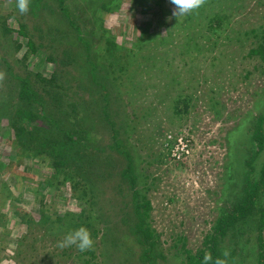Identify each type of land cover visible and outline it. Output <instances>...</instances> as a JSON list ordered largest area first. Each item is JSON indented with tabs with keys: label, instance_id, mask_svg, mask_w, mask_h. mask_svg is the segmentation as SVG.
Masks as SVG:
<instances>
[{
	"label": "rangeland",
	"instance_id": "obj_1",
	"mask_svg": "<svg viewBox=\"0 0 264 264\" xmlns=\"http://www.w3.org/2000/svg\"><path fill=\"white\" fill-rule=\"evenodd\" d=\"M16 1L0 0V83L42 70L50 56L44 48L32 54L28 36L18 34L21 23L28 24V35L41 44L31 31L36 18L29 11L21 14ZM65 1L109 86L113 77L126 84L123 106L117 108L123 121L119 137L151 180V226L161 235L158 247L164 253L155 263L184 264L187 251L203 248L236 194L229 178L240 185L244 160L257 152L249 139L254 117L264 114V48H259L264 47V0H203L180 17L173 15L170 0ZM47 7L63 14L54 3ZM4 22L12 35L6 34ZM4 62L9 76L3 74ZM54 65L50 62L48 69ZM77 72H83L81 66ZM66 76L62 79L68 83ZM42 94L49 98L43 89ZM2 114L0 264H83L79 255L89 259L93 248L100 257L84 264H128L127 256L104 249L93 233L92 222L85 220L93 204L79 200L78 185L52 167V157L18 145ZM105 131L103 145L111 142L109 127ZM254 159L261 171L264 149ZM73 215L80 217L78 227L91 229L92 249L59 247L64 235L78 228L73 219L66 225ZM249 227L241 241L249 239L255 252L257 223L250 221ZM237 240L231 231L221 241L238 249ZM226 252L234 264L236 254ZM254 252L244 247L237 256L246 255L248 263Z\"/></svg>",
	"mask_w": 264,
	"mask_h": 264
},
{
	"label": "trees",
	"instance_id": "obj_2",
	"mask_svg": "<svg viewBox=\"0 0 264 264\" xmlns=\"http://www.w3.org/2000/svg\"><path fill=\"white\" fill-rule=\"evenodd\" d=\"M51 3L56 4L63 14L59 15L47 7ZM48 9L51 11L48 12ZM29 13L37 20L38 27L32 25L34 28L31 31L39 34L41 44L28 35V24L21 23V29L17 32L28 36L27 46L32 54L44 48L50 56L45 64L47 66H43L42 70L35 73L29 71L25 76H10L9 83L2 79L0 112L2 114L3 111L5 125L25 151L35 150L46 154L49 159L52 157V167L64 172L65 180H73L78 185L74 189L80 195L79 200L86 198V202L93 204L86 210L88 215L85 220L92 222L93 233L101 238L104 249L127 256L128 264L133 261H137V264H159L155 263V257L158 260L164 258V253L158 247L161 235L151 226V180L139 169L137 159H133L127 144L119 137L123 121L118 118L121 112L117 108L124 103L122 90L125 82H115L117 79L113 77L110 79L114 85L109 86L102 70L92 59L93 53H97L91 49V43L83 38L82 25L73 16L65 0H30ZM3 25L6 34L12 35L13 29L5 22ZM77 41L80 43L78 46ZM81 58L83 64L80 63ZM50 62L55 63L51 70L48 69ZM5 65L3 74L7 76L9 63ZM78 65L82 67L83 74L77 72ZM63 74L70 78L68 83L62 79ZM42 89L49 98L42 94ZM79 89H83L85 94ZM77 117L79 120L76 123L74 118ZM72 120L73 123L70 122ZM253 123L249 140L257 152L250 153L244 160L243 181L239 185L237 180L229 178L232 193L236 194L232 196L230 205L223 209L214 233L205 237L203 248L196 253L187 251L184 264H204L206 252L211 253L213 258L209 264H214L218 257L225 264H233L229 260L234 256H225L226 250L236 254L234 264H264V162L260 163L261 171L254 167L259 160L254 158L260 156L264 149V114L255 116ZM107 127L111 142L103 145L105 140L102 138L104 134L107 135ZM92 134L95 138L93 141ZM257 172L259 176L255 179ZM78 216L73 215L66 225L71 224L73 219V224L78 227ZM250 221L257 223L255 252L249 239L241 241L249 233ZM100 223L106 225H103L104 233L99 227ZM231 231L238 239L237 245L241 244L238 249H231L221 241ZM244 247L254 252V257L248 263L245 261L246 255L237 256ZM92 251L89 259L85 258L86 253L79 255V258L82 257L83 262L88 263L100 257L94 248Z\"/></svg>",
	"mask_w": 264,
	"mask_h": 264
},
{
	"label": "clouds",
	"instance_id": "obj_3",
	"mask_svg": "<svg viewBox=\"0 0 264 264\" xmlns=\"http://www.w3.org/2000/svg\"><path fill=\"white\" fill-rule=\"evenodd\" d=\"M175 6L173 15L176 17L184 16L185 14L198 9L203 0H170ZM30 0H17L16 7L21 14L29 11ZM60 248L75 246L79 251L84 252L93 248L95 241L90 229L84 225L67 232L63 239L58 242ZM227 256V252L224 253ZM211 253H205L203 257L204 264H209L212 261ZM214 264H225L221 258H216Z\"/></svg>",
	"mask_w": 264,
	"mask_h": 264
}]
</instances>
